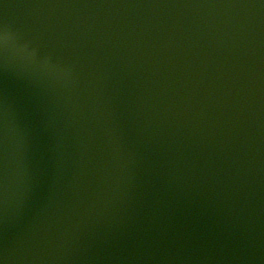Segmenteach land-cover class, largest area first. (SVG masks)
<instances>
[{
	"label": "water",
	"instance_id": "obj_1",
	"mask_svg": "<svg viewBox=\"0 0 264 264\" xmlns=\"http://www.w3.org/2000/svg\"><path fill=\"white\" fill-rule=\"evenodd\" d=\"M4 29L37 60L0 48V264H264V0H0Z\"/></svg>",
	"mask_w": 264,
	"mask_h": 264
},
{
	"label": "clouds",
	"instance_id": "obj_2",
	"mask_svg": "<svg viewBox=\"0 0 264 264\" xmlns=\"http://www.w3.org/2000/svg\"><path fill=\"white\" fill-rule=\"evenodd\" d=\"M0 48L11 49L13 54L19 55L24 59L30 61L37 60V52L34 48L29 47L28 45L17 46V37L11 31L4 29L0 30ZM42 64L46 66H52L50 59L45 58L41 61Z\"/></svg>",
	"mask_w": 264,
	"mask_h": 264
}]
</instances>
